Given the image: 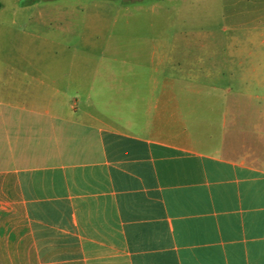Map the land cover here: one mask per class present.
Instances as JSON below:
<instances>
[{"label":"crops","instance_id":"crops-1","mask_svg":"<svg viewBox=\"0 0 264 264\" xmlns=\"http://www.w3.org/2000/svg\"><path fill=\"white\" fill-rule=\"evenodd\" d=\"M139 67L0 64V264H264V61L199 113Z\"/></svg>","mask_w":264,"mask_h":264},{"label":"rangeland","instance_id":"rangeland-1","mask_svg":"<svg viewBox=\"0 0 264 264\" xmlns=\"http://www.w3.org/2000/svg\"><path fill=\"white\" fill-rule=\"evenodd\" d=\"M0 3V64H41L58 70L73 64L102 66L116 72L115 84L132 76L141 81V74L121 73L127 69L175 67L170 75L162 72V82L174 77L187 82L198 113L202 97L216 102L226 95L234 68L264 61L248 52L264 47V0ZM238 50L241 53L234 52ZM167 91L162 90V96Z\"/></svg>","mask_w":264,"mask_h":264},{"label":"trees","instance_id":"trees-1","mask_svg":"<svg viewBox=\"0 0 264 264\" xmlns=\"http://www.w3.org/2000/svg\"><path fill=\"white\" fill-rule=\"evenodd\" d=\"M0 8H1V3H0Z\"/></svg>","mask_w":264,"mask_h":264}]
</instances>
